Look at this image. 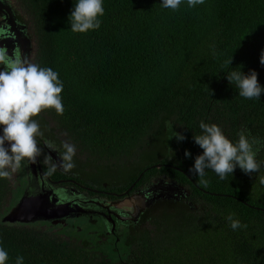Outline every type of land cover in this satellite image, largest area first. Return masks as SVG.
Segmentation results:
<instances>
[{
    "label": "trees",
    "instance_id": "1",
    "mask_svg": "<svg viewBox=\"0 0 264 264\" xmlns=\"http://www.w3.org/2000/svg\"><path fill=\"white\" fill-rule=\"evenodd\" d=\"M161 2L103 0L100 28L78 33L68 19L76 0H27L33 63L52 68L63 83V115L44 112L88 153L91 169L80 167L82 175L99 183L113 178V185L122 179L121 188L145 166L167 161L184 172L161 164L139 179L164 172L187 192L146 212L143 220L153 229L131 228L106 243L69 240L39 221L0 219L7 264L17 255L24 264H264V93L245 99L226 78L242 65L245 74L255 70L264 87V0H204L194 8L183 0L176 11ZM35 119L46 126L42 132L52 131L42 114ZM200 121L215 123L234 143L247 129L259 140V171L249 175L237 167L221 180L206 169L209 183L201 185L189 172L202 152L193 139ZM176 133L185 139L178 141ZM19 192L0 179V217ZM229 214L247 227L233 230ZM61 226L74 234V224Z\"/></svg>",
    "mask_w": 264,
    "mask_h": 264
},
{
    "label": "clouds",
    "instance_id": "2",
    "mask_svg": "<svg viewBox=\"0 0 264 264\" xmlns=\"http://www.w3.org/2000/svg\"><path fill=\"white\" fill-rule=\"evenodd\" d=\"M182 3L183 0H162L161 5L163 8L176 11ZM203 3L204 0H187L189 8ZM104 11L103 0H76L68 18L71 31L85 33L89 30L99 29L101 25L99 17L104 15ZM0 35L7 36L8 34L0 32ZM231 59L232 57L224 61L222 69L230 66ZM259 62L264 65V49L261 50ZM0 66H2L0 67V179H10L14 173L21 170L22 166L26 167L35 163L41 155L42 149L38 144L37 137H42L44 133L35 117L49 109H54L57 115H63L64 106L61 97L63 83L59 79L58 73L52 68L31 63L15 51L9 55L4 47H0ZM240 66L242 67V65ZM241 67L239 70L227 72V80L230 84H235L239 96L249 100L259 99L261 93H264V87L259 83L256 71L250 70L248 74H245L241 71ZM199 128L201 133L194 135L193 139L202 152L195 156L189 172L198 176L199 183L205 188L209 183L205 178L206 169L212 170L221 180L232 175L237 167L249 175L259 171L261 165L256 160L257 150L254 148L259 144V140L255 137L249 138L247 129L238 132V140L234 143L215 123L208 124L200 121ZM174 136L178 141L185 139L181 133H176ZM45 146L53 151H58L52 141H46ZM61 147L63 151L59 152V165L53 163L50 157L45 158V163L49 165L44 173L46 177L52 176L57 167L66 172L75 167V145L62 141ZM184 155L187 158L191 156V153L185 150ZM149 165L138 172V174L141 172L138 178L148 167H158ZM260 183L264 184V177L260 178ZM12 186L15 188V183ZM185 191L187 190L185 189ZM233 216L234 214H229L227 217L233 230L247 227V225H242L239 220L233 219ZM57 223L65 225L62 221ZM47 228L50 231V227ZM8 259V252L0 246V264H7ZM15 264H24L22 255L16 256Z\"/></svg>",
    "mask_w": 264,
    "mask_h": 264
},
{
    "label": "flooded vegetation",
    "instance_id": "3",
    "mask_svg": "<svg viewBox=\"0 0 264 264\" xmlns=\"http://www.w3.org/2000/svg\"><path fill=\"white\" fill-rule=\"evenodd\" d=\"M18 1L19 0H0V32L8 34L7 36L0 35V38H7L8 36L13 38L14 35L11 31L14 30L18 32L17 36H25V38L28 39V46L24 44L21 45L23 49L22 57L27 58L29 62L33 63L35 39L32 28L27 19L28 14H26V10L23 8V6L28 8V4L27 0H22V6ZM9 27L12 28V30L9 29ZM4 43L7 42L0 39V44ZM11 45L13 46L10 48V52H8L9 55L14 51L18 52L16 41H11ZM43 133L44 135L42 137H37L42 153L35 162V169L28 172L26 167L22 166L21 170L14 173L12 177L15 181V187L20 188V194L18 197L22 192L29 194L52 188L58 197L57 201L69 200L70 202L68 206L70 207V210L65 216L61 217V221L64 224H66L69 219L76 220L82 217L87 221L97 222V220H99V231H93L98 235H100L102 231L105 233L110 232L113 234L111 236L117 240L119 235L123 232L126 233V231L131 230V228L143 225L147 221H144L143 217L150 208L153 207L152 209H155L160 202L171 200V198H177L178 195H183V193L187 192L185 191L187 187L181 185L182 188L178 194L168 193L166 185H169L170 181L173 183L174 181L168 177L166 173L157 171L150 174L148 177H143L142 180L137 178V180L131 185L130 189L125 193L121 192L129 186L131 181L125 187L122 186L121 188H119V184L116 183H118L119 180L122 181V179L116 180L114 185L112 184L114 181L113 178L109 180V182L107 180L100 181V183L96 180L91 181V179L86 178L80 172V167L82 166L83 169H86L87 171H90L91 169L90 166L87 165L88 153L80 146L76 150L74 156L75 167L73 169L66 172L62 168L57 167L56 172L52 176L46 177L44 173L47 171L49 165L45 163V158L50 157L53 163L59 165V152L63 151L61 142L66 140L65 138H62V133ZM46 141H52L57 146L58 151H53L47 148L45 146ZM161 163L184 172V170L176 164L167 161ZM86 174L94 175V173ZM186 175L187 177H190L188 173H186ZM149 187L152 189H149ZM153 191L154 193L161 194L154 196L147 207L143 210H139L135 219H120L115 215V213L118 215H125L128 210L133 209L131 200L127 197L130 194L138 196V194L143 193L147 196ZM74 203L79 204V206L74 205ZM36 221H39V226L43 228L48 226L52 229H56L60 228L62 225V223H53L50 220L38 219ZM54 224L56 225L54 226ZM74 225L76 228L78 227L77 224Z\"/></svg>",
    "mask_w": 264,
    "mask_h": 264
},
{
    "label": "water",
    "instance_id": "4",
    "mask_svg": "<svg viewBox=\"0 0 264 264\" xmlns=\"http://www.w3.org/2000/svg\"><path fill=\"white\" fill-rule=\"evenodd\" d=\"M12 30V28L9 27ZM14 35L13 38L8 36L7 38H0L1 40L7 42L4 44H0V47H4L7 49V52H10V48L13 46L11 45V41H16L18 53L22 56V44L28 46V39L25 36H17L18 32L16 30L11 31ZM10 32V33H11ZM10 46V47H9ZM161 163L155 162L150 164L149 166H159ZM35 169V163L26 166V170L31 172L30 170ZM141 173V172H140ZM140 173L135 177V179L130 183L129 186L124 189L121 193L127 192L130 189L131 185L136 181L139 177ZM167 191L170 194H178L181 191V185L175 184L170 181L169 185H166ZM149 189H152L149 187ZM161 193H154L151 192L150 195H145L143 193L138 194V196H134L130 194L128 199L131 200L133 209L128 210L125 215H118L120 219H135L139 210H143L145 207L148 206L150 200ZM58 200V197L55 191L52 188H49L44 191L34 192V193H25L23 192L22 195L18 198V200L0 217L2 221H20V222H28L37 219H45L50 220L52 222H59L61 221V217L65 216L67 212L70 210L69 200L63 201ZM114 202V201H113ZM94 203V202H92ZM74 205H78L74 203ZM107 209V207H106ZM128 214V215H127Z\"/></svg>",
    "mask_w": 264,
    "mask_h": 264
},
{
    "label": "rangeland",
    "instance_id": "5",
    "mask_svg": "<svg viewBox=\"0 0 264 264\" xmlns=\"http://www.w3.org/2000/svg\"><path fill=\"white\" fill-rule=\"evenodd\" d=\"M18 2L20 4L23 3L22 0H19ZM23 8L26 10L25 11L26 14H28L27 19H28L29 24H30V26L32 28V31H33V26L34 25H33V22H32L31 12H30L29 8H25L24 6H23ZM23 14L25 15L24 12H23ZM41 114L43 115L45 121L47 122V125H48L49 130H52V132H56L57 134L62 133L63 136L60 135V136H62V138H65V140L67 142H71L72 144H74L75 147H76V150L79 148L78 143L72 138V134L71 133H69L68 131L64 130L63 128L62 129H59L56 126L59 123L54 120V116L50 112H42ZM45 128H46V126H44V128H42L41 131H44ZM122 159H123V157H120L118 159V161H122ZM98 161H101V160L98 159ZM119 168H120V170H123L124 173L126 172L125 171V168H123V167H119ZM154 171L155 170H153V172ZM10 179L12 180V183H11V180ZM10 179H8L9 180V183H10V186L13 187L12 184L14 185V183H15L14 182V179H13V177H11ZM199 205H200L199 202H193V207L194 208H196ZM152 208H150L148 211H151ZM67 223H69V224H77L78 225V227L73 230L74 234L72 233L71 230H68L67 232L66 231L64 232V229L62 227L56 228V229H52V228H49V229L51 231L55 232V233H59L60 235H64V238H66V239L75 240L76 242H82V240H85V239L88 240V241H90V242H93L94 239H97V240H95L96 243H100V242L106 243V241L111 242L113 240H116V238H113L111 236L113 234L110 233V232L105 233V232L102 231L100 233V235H98L97 238L94 236L95 232L93 230H95L97 228V226L99 224V220H97V222H93V221L92 222H89V221L85 220L82 217V218L77 219V220L69 219ZM152 224H153L152 221H148L147 220L144 223V225H141V226L142 227H145V228H148V229L151 230V229H153L152 228L153 227ZM55 225L56 224H54V226Z\"/></svg>",
    "mask_w": 264,
    "mask_h": 264
}]
</instances>
